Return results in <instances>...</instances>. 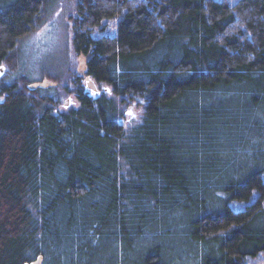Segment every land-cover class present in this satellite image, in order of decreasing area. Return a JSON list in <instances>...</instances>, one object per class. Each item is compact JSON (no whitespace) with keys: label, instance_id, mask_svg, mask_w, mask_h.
Masks as SVG:
<instances>
[{"label":"trees","instance_id":"obj_1","mask_svg":"<svg viewBox=\"0 0 264 264\" xmlns=\"http://www.w3.org/2000/svg\"><path fill=\"white\" fill-rule=\"evenodd\" d=\"M44 3L0 0V67ZM73 49L67 109L0 76V264L264 256V0H76Z\"/></svg>","mask_w":264,"mask_h":264},{"label":"rangeland","instance_id":"obj_2","mask_svg":"<svg viewBox=\"0 0 264 264\" xmlns=\"http://www.w3.org/2000/svg\"><path fill=\"white\" fill-rule=\"evenodd\" d=\"M43 2H45L44 7L46 9L45 19L34 32L25 36L19 42L15 61H13L14 57L9 59V63L13 64L12 67H15V69L12 70L3 65V74L0 76L4 78L5 83L20 81L30 85L45 79L56 82L57 87L42 89L41 91H47L49 96L58 99L61 90L72 84L73 76L77 75L79 65L78 56L75 55L73 49V21L76 16V0H43ZM118 21V18L106 21L105 24L111 33L116 31L115 24ZM110 32L109 34H111ZM98 34L100 32L97 30L95 35ZM83 84L85 86L84 82ZM96 85L98 88V84ZM102 87L108 89L105 85H102ZM98 90L101 91L99 88ZM61 96L63 97V103L60 109H67L65 108L67 100L71 102L69 107L76 105L77 100L71 92L63 93ZM133 103L120 119L127 130L138 123L142 115L140 102L135 101ZM257 144L264 145V141H257ZM261 163H263L262 160ZM167 241L169 245L173 246L180 243V241L173 238H169ZM109 251L110 253L107 255L109 259L118 257L112 253V249H109ZM140 255V248L134 249L131 252V257H129L130 259L127 257L128 263L136 261ZM51 260H55L54 256ZM181 264L195 263L194 259L187 258L186 261L185 258ZM247 264H264V256L250 260Z\"/></svg>","mask_w":264,"mask_h":264},{"label":"water","instance_id":"obj_3","mask_svg":"<svg viewBox=\"0 0 264 264\" xmlns=\"http://www.w3.org/2000/svg\"><path fill=\"white\" fill-rule=\"evenodd\" d=\"M78 69H77V74L80 75L82 72L85 71L86 69V60L85 57H83L82 55L78 56ZM3 67L0 68V75H2L3 73ZM85 82V89L93 94H97L99 92L97 85L95 83V81L90 77L87 76L84 79ZM57 83L50 81V80H43V81H39V82H35L33 84L28 85V89L30 91H35L37 89H47V88H51V87H56ZM70 105V101L67 100L65 103V107L68 108ZM26 264H44V257L42 255H39L34 261H32L31 263H26Z\"/></svg>","mask_w":264,"mask_h":264},{"label":"flooded vegetation","instance_id":"obj_4","mask_svg":"<svg viewBox=\"0 0 264 264\" xmlns=\"http://www.w3.org/2000/svg\"><path fill=\"white\" fill-rule=\"evenodd\" d=\"M84 81V80H83Z\"/></svg>","mask_w":264,"mask_h":264}]
</instances>
